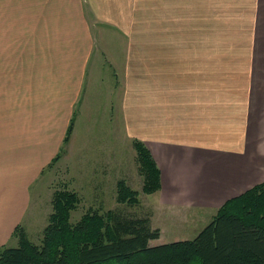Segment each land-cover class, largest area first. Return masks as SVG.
<instances>
[{
  "label": "crops",
  "instance_id": "crops-1",
  "mask_svg": "<svg viewBox=\"0 0 264 264\" xmlns=\"http://www.w3.org/2000/svg\"><path fill=\"white\" fill-rule=\"evenodd\" d=\"M87 78L110 81L107 103L118 100L128 138L155 159L170 215L213 219L264 183V0H0L7 181L23 178L17 161H34L37 175L58 163ZM36 88L37 107L56 108L53 131L34 117ZM93 173L83 167L82 181L100 189L105 173ZM30 182L9 199L0 186V246L26 223Z\"/></svg>",
  "mask_w": 264,
  "mask_h": 264
},
{
  "label": "trees",
  "instance_id": "trees-1",
  "mask_svg": "<svg viewBox=\"0 0 264 264\" xmlns=\"http://www.w3.org/2000/svg\"><path fill=\"white\" fill-rule=\"evenodd\" d=\"M133 145L143 193L158 194L161 171L155 159L142 141ZM117 193L118 203L139 204L138 193L126 182L118 183ZM80 202L74 191L55 192L41 244L33 243L20 225L13 233L18 247L0 246V264H264V183L226 203L195 239L167 244L152 243L161 231L146 220H121L111 211L91 210L72 224L71 213Z\"/></svg>",
  "mask_w": 264,
  "mask_h": 264
},
{
  "label": "rangeland",
  "instance_id": "rangeland-1",
  "mask_svg": "<svg viewBox=\"0 0 264 264\" xmlns=\"http://www.w3.org/2000/svg\"><path fill=\"white\" fill-rule=\"evenodd\" d=\"M9 39H12L9 40V44H17L16 30L10 29ZM109 82L107 78H104V81L96 78L83 79L84 91L79 104L74 106L76 119L71 142L67 145L60 144L57 152L61 158L53 168L45 165L37 175L34 172V161H30L29 165L17 161L16 169L19 168L21 174L23 173V178L15 177L13 181H7L6 174H0V186L8 199L13 190H19L31 181L28 185L30 205L25 217L26 223L24 221L21 226H24L30 240L40 245L43 231L53 213L52 200L55 192L69 190L76 192L81 201L77 209L71 213L72 224H77L91 210L103 214L111 211L121 220H146L152 229L158 228L161 231V238L152 243L167 244L177 240L195 239L211 222L212 214L175 211L174 215H170L167 208L159 206L157 194L143 193V178L136 162L133 140L127 136L124 117L118 109L120 103L116 98H111L109 104L107 103L108 97H112V93L107 92L106 86ZM35 92L34 117L40 118V127L42 124L51 125L53 131L56 108L54 104L48 103L49 100L44 104L40 103L38 108L37 88ZM39 95L40 102L42 95L41 93ZM42 107L47 110L46 113L42 111ZM106 108L110 109L109 113L105 112ZM27 113L29 116V112ZM42 114L46 115L47 122L44 120L42 123ZM49 131L50 129L48 133ZM104 161L105 163H102ZM86 164L94 171L92 180L97 178V171L105 173L104 177H100L106 180L100 189H90L83 183L82 168L87 166ZM120 181L126 182L130 188L136 190L139 204L118 203L117 186ZM94 185L95 182L90 184ZM175 218L179 221H175ZM3 246L16 248L18 239L12 235Z\"/></svg>",
  "mask_w": 264,
  "mask_h": 264
}]
</instances>
